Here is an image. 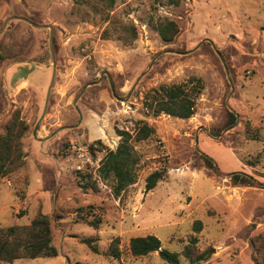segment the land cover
<instances>
[{
	"label": "rangeland",
	"instance_id": "374dc122",
	"mask_svg": "<svg viewBox=\"0 0 264 264\" xmlns=\"http://www.w3.org/2000/svg\"><path fill=\"white\" fill-rule=\"evenodd\" d=\"M81 1L73 13L75 0H0V133L17 110L29 124L25 166L0 178V227L43 212L58 250L0 264H170L158 252L131 253V238L147 235L186 264L196 220L204 223L199 248L216 250L202 264H255L251 239L264 234V0H116L112 11ZM160 18L178 22L173 41L150 26ZM122 24L137 27L132 43L118 39ZM192 76L204 82L192 117L148 113L147 93ZM139 120L156 133L134 143L138 180L116 196L99 169L118 147L117 129L135 135ZM163 168L167 177L146 191L147 176ZM235 171L260 184L235 185ZM84 175L92 179L80 181ZM88 206L102 219L98 228L93 216L79 215ZM87 237H97L98 253L82 242ZM116 237L120 259L109 255Z\"/></svg>",
	"mask_w": 264,
	"mask_h": 264
},
{
	"label": "trees",
	"instance_id": "16d2710c",
	"mask_svg": "<svg viewBox=\"0 0 264 264\" xmlns=\"http://www.w3.org/2000/svg\"><path fill=\"white\" fill-rule=\"evenodd\" d=\"M105 3L106 8L112 11L115 7L116 0H99ZM184 0H167L169 5L180 6ZM81 0H75L73 13H81ZM150 26L158 32L161 38L170 42L173 41L180 33L178 22L170 18H160L157 21H150ZM122 33L118 39L124 43H132L138 37L137 27L133 24L120 25ZM108 30H105V34ZM204 89V82L201 77L192 76L188 80L176 84H161L155 87L145 96V106L148 113L159 116L168 114L170 116L188 119L196 113L197 100ZM230 120L235 123L237 114L230 112ZM252 129L251 124L248 126ZM29 129V124L21 116L20 110H17L6 124V130L0 133V178L21 169L26 164V154L23 150V137ZM120 136L118 147L108 149L102 160V166L99 169L102 179L113 181V192L116 196L126 190L138 180V166L141 161V155L135 148V142L150 139L156 133V130L145 120L137 122V133L134 135L128 130L117 129ZM253 136H256L254 134ZM102 145L101 140L98 141ZM207 162L214 166L215 161L208 155H204ZM259 157L257 162H259ZM250 165L252 160L248 161ZM215 167V166H214ZM216 168V167H215ZM166 168L157 169L151 172L146 178V191L156 188L158 183L167 177ZM235 185H258L260 182L251 174L235 171L230 172ZM80 181H90L91 175H84ZM85 187L88 185L85 182ZM93 187L97 188L95 185ZM94 206L79 209V215L82 219L93 216L90 223L98 228L102 222L101 218L93 215ZM86 212V213H84ZM204 228L201 220H196L193 224L194 235L190 238L189 243L184 247L183 255L187 259L186 264H202L211 259L216 252L213 246L206 249H200L198 246L199 238L197 233ZM97 237L83 238L82 242L86 243L89 248L99 252ZM255 248L253 260L255 264H264V234L260 233L251 239ZM130 251L134 256H145L153 252H158L161 258L170 264H183L180 259V253L163 248L161 240L156 235H147L133 237L130 240ZM58 255V250L53 245L51 218L48 214L39 212L34 219L26 225H11L0 227V261L12 263L21 258H39L54 257ZM109 255L116 259L122 256L120 248V238L116 237L109 246Z\"/></svg>",
	"mask_w": 264,
	"mask_h": 264
},
{
	"label": "water",
	"instance_id": "95a60500",
	"mask_svg": "<svg viewBox=\"0 0 264 264\" xmlns=\"http://www.w3.org/2000/svg\"><path fill=\"white\" fill-rule=\"evenodd\" d=\"M22 19H24V18H22ZM24 20H26L27 22H29V23H31L33 26H35V27H48L47 25H37V24H33L32 22H30L29 20H27V19H24ZM52 29V28H51ZM51 39H52V32H51ZM51 52H52V59H53V65H54V77H53V82H54V80H55V73H56V66H55V56H54V52H53V48H52V45H51ZM102 78H100L98 81H96L95 83H99L100 82V80H101ZM53 82H52V85H53ZM52 85H51V88H52ZM51 88H50V91H51ZM50 91H49V94H50ZM113 91H114V88H113ZM80 112V111H79ZM80 117H81V119H82V115H81V113H80ZM35 133V135L37 134L36 133V131L34 132Z\"/></svg>",
	"mask_w": 264,
	"mask_h": 264
},
{
	"label": "built area",
	"instance_id": "2783aa9c",
	"mask_svg": "<svg viewBox=\"0 0 264 264\" xmlns=\"http://www.w3.org/2000/svg\"><path fill=\"white\" fill-rule=\"evenodd\" d=\"M72 148L75 150V151H78L79 153L83 154V152L86 150L85 147L83 146H78V145H73Z\"/></svg>",
	"mask_w": 264,
	"mask_h": 264
},
{
	"label": "crops",
	"instance_id": "0c3cea01",
	"mask_svg": "<svg viewBox=\"0 0 264 264\" xmlns=\"http://www.w3.org/2000/svg\"><path fill=\"white\" fill-rule=\"evenodd\" d=\"M23 82L28 84V81L27 80L26 81H23Z\"/></svg>",
	"mask_w": 264,
	"mask_h": 264
}]
</instances>
